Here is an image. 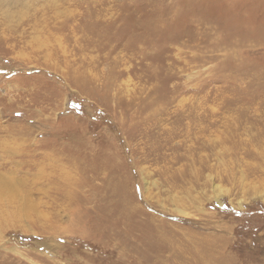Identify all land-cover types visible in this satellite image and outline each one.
Here are the masks:
<instances>
[{
  "label": "rangeland",
  "instance_id": "obj_1",
  "mask_svg": "<svg viewBox=\"0 0 264 264\" xmlns=\"http://www.w3.org/2000/svg\"><path fill=\"white\" fill-rule=\"evenodd\" d=\"M0 264H264V0H0Z\"/></svg>",
  "mask_w": 264,
  "mask_h": 264
},
{
  "label": "bare ground",
  "instance_id": "obj_2",
  "mask_svg": "<svg viewBox=\"0 0 264 264\" xmlns=\"http://www.w3.org/2000/svg\"><path fill=\"white\" fill-rule=\"evenodd\" d=\"M2 1V0H1ZM10 4H11V2H10Z\"/></svg>",
  "mask_w": 264,
  "mask_h": 264
}]
</instances>
